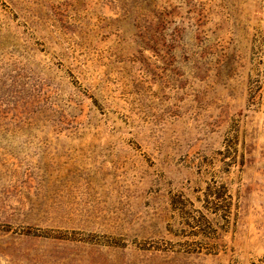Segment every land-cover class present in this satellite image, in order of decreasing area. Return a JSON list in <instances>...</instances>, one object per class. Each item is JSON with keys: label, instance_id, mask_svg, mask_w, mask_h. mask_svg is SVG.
<instances>
[{"label": "rangeland", "instance_id": "1", "mask_svg": "<svg viewBox=\"0 0 264 264\" xmlns=\"http://www.w3.org/2000/svg\"><path fill=\"white\" fill-rule=\"evenodd\" d=\"M0 264H264V0H0Z\"/></svg>", "mask_w": 264, "mask_h": 264}]
</instances>
